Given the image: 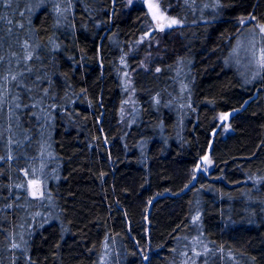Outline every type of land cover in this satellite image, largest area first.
Returning <instances> with one entry per match:
<instances>
[{
    "label": "trees",
    "instance_id": "16d2710c",
    "mask_svg": "<svg viewBox=\"0 0 264 264\" xmlns=\"http://www.w3.org/2000/svg\"><path fill=\"white\" fill-rule=\"evenodd\" d=\"M161 3L146 68L140 2L0 0V264H264V0Z\"/></svg>",
    "mask_w": 264,
    "mask_h": 264
},
{
    "label": "rangeland",
    "instance_id": "374dc122",
    "mask_svg": "<svg viewBox=\"0 0 264 264\" xmlns=\"http://www.w3.org/2000/svg\"><path fill=\"white\" fill-rule=\"evenodd\" d=\"M126 3V6H132L135 3H142L146 6L148 9L152 22L147 27L145 35L142 37V42L147 43V48L149 49V53L146 55L145 59L141 62V66L150 68L151 65H153V62L157 59V57L160 55V50L163 48V37L166 33L169 32L170 29L173 27H176L178 24L181 23V21L178 18H175L171 16L162 6L161 0H124ZM172 20H176L179 23L173 24L171 27H168L169 23ZM246 25L248 26V22H246ZM166 26V27H163ZM247 34V33H246ZM262 34L264 35V27H262ZM241 40H239L237 45V51L233 55L234 60L237 61L238 55H241L243 57V60L241 59V65L245 68V70H249L250 75H252V78H256L257 74L260 72L258 70L259 64H261V56L264 55V46L262 48H259L258 45L261 43V41L258 38L252 37L253 35H243ZM249 40V51L248 48L246 49L244 47L245 41ZM259 49V50H258ZM157 56V57H156ZM249 56V62L245 65L244 58ZM126 61H123V80L125 86L129 90V102L131 107H135V99L133 96V90L131 87V77L134 73V70H130L128 68V65L126 64ZM255 71V72H254ZM6 96H0V106L3 105V103L6 101ZM227 117L228 119H225ZM231 118L232 116H229L228 113H223L219 116V122L221 127L224 130V134H227L232 131L231 126ZM201 161V169L199 170V166L196 167V174L200 173L201 171H210L213 166L214 162L210 158L209 155L204 157ZM199 164V163H198ZM29 190L31 195L36 199H41L44 194V187L42 181L39 179H31L29 181ZM206 245H203L202 241L196 242L193 245V253L190 255H185L186 257L183 258L181 264H203L202 261H200L201 256H205L207 259H210L208 257V248L205 247Z\"/></svg>",
    "mask_w": 264,
    "mask_h": 264
},
{
    "label": "snow or ice",
    "instance_id": "6c2138e0",
    "mask_svg": "<svg viewBox=\"0 0 264 264\" xmlns=\"http://www.w3.org/2000/svg\"><path fill=\"white\" fill-rule=\"evenodd\" d=\"M177 23H179V22L176 21V20H172V21L169 23L168 27H171L173 24H177ZM261 66H264V55L261 56ZM225 119H227V117H225Z\"/></svg>",
    "mask_w": 264,
    "mask_h": 264
},
{
    "label": "water",
    "instance_id": "95a60500",
    "mask_svg": "<svg viewBox=\"0 0 264 264\" xmlns=\"http://www.w3.org/2000/svg\"><path fill=\"white\" fill-rule=\"evenodd\" d=\"M163 27H166V26H163ZM246 106H247V104L244 105V107H246ZM228 115H229V116H232V115H233V112H229ZM227 119H228V118H227ZM202 162H203V161H200L199 164H198V166H199V170L201 169ZM205 172H206V171H205Z\"/></svg>",
    "mask_w": 264,
    "mask_h": 264
}]
</instances>
